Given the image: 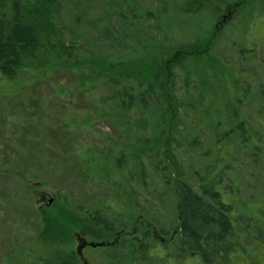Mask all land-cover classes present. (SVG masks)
<instances>
[{
	"label": "rangeland",
	"instance_id": "obj_1",
	"mask_svg": "<svg viewBox=\"0 0 264 264\" xmlns=\"http://www.w3.org/2000/svg\"><path fill=\"white\" fill-rule=\"evenodd\" d=\"M188 1L58 0L52 41L59 40L62 63L36 68L29 60L16 77L0 71V264H82L79 235L116 246L136 236L127 264H264V243L252 231L240 238L245 251L227 263L179 247V187L201 192L214 172L220 184L213 187L235 204L232 216L247 213L264 223V0H212L200 10L188 9ZM207 36L209 43L217 38L211 54V44L206 57L186 51L203 47L197 39ZM63 44L81 48L68 55ZM149 50L170 60L162 69L172 74L164 79L169 99L154 97L149 109L119 116L113 96L129 83H108L97 69ZM163 103L175 139L167 130L162 135L161 124L153 131L151 110ZM144 146L149 155L134 158ZM59 200L71 205L51 217L56 239L42 230L43 209L59 212ZM106 200L117 209L116 223ZM95 209L111 217L112 230L88 217L80 223L79 213ZM148 222L151 248L140 247ZM111 252L88 246L83 264H113Z\"/></svg>",
	"mask_w": 264,
	"mask_h": 264
},
{
	"label": "trees",
	"instance_id": "obj_2",
	"mask_svg": "<svg viewBox=\"0 0 264 264\" xmlns=\"http://www.w3.org/2000/svg\"><path fill=\"white\" fill-rule=\"evenodd\" d=\"M0 3L3 7L0 10V71L6 76L16 77L18 69L23 68L29 60L30 65L36 68L62 63L59 52L57 51L60 50V46L57 43L59 40H57L56 43L52 41L55 36L54 17L59 5L58 0H0ZM188 3V9L200 10L205 8L204 5L211 6L213 2L212 0H189ZM236 11L237 10L233 9L234 13ZM200 40L204 44L203 47L193 46L192 49L186 51H191L192 54L200 53L199 55L203 53L202 55L204 56L202 57H206L209 45L211 44V49L209 51L211 54V50L217 38H213L211 43H209V36L198 38L197 42ZM76 41L79 43L78 40ZM141 44L143 46V41H141ZM123 46L124 48L129 47L126 43H123ZM147 46L149 45H145L144 47L147 49ZM61 47L64 48V50L66 49V52L68 51V55L71 54V49L81 48L79 45L74 48L72 46L65 48L64 44ZM132 55L135 56V58L130 57ZM188 56L177 58L176 61L182 62L183 59H188ZM128 57L132 60L131 62L123 63L114 58L115 60L109 62L107 65L103 62V65L101 64L102 66L97 69L98 75L104 74L108 76V83L119 85L123 80L129 83L119 88L113 96L116 105V107L114 106L113 108L117 111L119 116L127 114L136 106L141 109H149L152 106L151 101L154 100V97L159 96L163 98V100L169 99L167 98V84L164 79H167L172 74L167 69H162L166 67L165 64L169 63L170 60L167 62L168 60L165 59V56H162V53L156 54L154 51L150 52V50L144 53L139 51L138 53L130 54ZM202 57H199L198 61L205 59ZM91 59L92 58H90V60ZM148 62H150L152 66L150 70L147 68V66H149V64H147ZM171 62L174 63L175 59L171 60ZM122 64L128 65L129 68L128 70L126 68L124 73L120 68ZM160 82H162V84ZM202 96L203 94L201 97ZM171 98L172 101L176 100L174 93ZM241 100L243 101V99H240V102H242ZM164 105L165 103L159 108L156 107L151 110L155 111L156 114L152 120L154 125H156L153 131L157 133L158 126L161 124L164 127L161 130L162 135H164L163 131L165 133L167 130L166 132L173 138V131L171 130V132H169L173 123H171V120H168V118H170L168 115L169 111L165 112L167 107L163 109ZM236 113H238V110H236ZM127 123L131 124L133 122L128 120ZM146 124L142 127L147 128ZM243 124H241L240 127H242ZM137 125L139 126V124ZM249 143L250 142H248V144ZM165 145L168 146L169 144L166 143ZM140 151L142 153L134 152V158L137 156L149 155L151 152L148 146L141 147ZM175 164L176 163H174V170ZM224 166L228 169L227 163H225ZM167 168L168 165L164 167V169ZM212 175L213 177L211 179H204L206 183L201 185V192L195 190L188 184H183L182 187H179L181 193V198L178 202L180 222L178 233L181 240L179 247L183 254H198L209 263H214L219 259H224L227 263V259L231 253L245 251L240 241L243 233L245 234V232L252 231L254 238L264 243V223L247 213L241 214V212L240 214L238 213L232 216L233 212L236 210L235 204L223 201V191L218 190L216 186L213 187L214 185L220 184V180L215 179V172ZM64 200H59V202L63 204V206H57L58 208L56 211L59 212L52 213L43 209V221L45 223L42 230L45 231V233L56 234L59 231V228L54 225V221L51 217L53 215L55 216L57 213H61L65 204H70L68 201ZM107 206L113 208L108 204ZM112 210H115V215H111V217H113L112 222L114 223L116 221L115 219H117L116 217L118 215L116 214L118 212L117 209L113 208ZM76 212L75 208L74 213ZM101 214L102 212L100 210L95 209L94 211H89L88 214L79 213L78 216L80 223H82V219L88 217V219L90 218L93 220L92 222L95 225L108 229V220L111 217L103 219ZM242 216L246 217V221L237 223ZM133 217L134 215L131 218L134 219ZM131 223H134V221L129 220L118 229L128 228ZM60 229L63 230V227H60ZM109 230H112V228H109ZM151 232V224L148 222V225H146L145 228L143 227L140 232L143 242L140 247L146 246L151 248V245L146 243V241L149 242L152 238ZM55 237L57 239L59 235L56 234ZM137 239L138 238L135 236L132 241H124L120 246H116L118 244L116 241H113L114 243L112 245L114 246L107 244L110 241H106L107 243L104 245L103 249L112 251L108 253V260L113 264L130 263L137 251ZM63 264L71 263L64 261Z\"/></svg>",
	"mask_w": 264,
	"mask_h": 264
},
{
	"label": "water",
	"instance_id": "obj_3",
	"mask_svg": "<svg viewBox=\"0 0 264 264\" xmlns=\"http://www.w3.org/2000/svg\"><path fill=\"white\" fill-rule=\"evenodd\" d=\"M52 201H53V199L50 200V202H52ZM80 241H81V243H80L79 246H78V252H79V254H80L81 256H83L82 249L85 247V245H86L87 242H86V239L81 238V237H80ZM91 245H93V246H97L98 244L95 243V242H92Z\"/></svg>",
	"mask_w": 264,
	"mask_h": 264
},
{
	"label": "flooded vegetation",
	"instance_id": "obj_4",
	"mask_svg": "<svg viewBox=\"0 0 264 264\" xmlns=\"http://www.w3.org/2000/svg\"><path fill=\"white\" fill-rule=\"evenodd\" d=\"M226 15H224V17H225ZM78 238V237H77ZM89 241V240H88ZM90 242V241H89ZM89 242L87 243V245H86V247H88V246H90V244H89ZM113 241H111L110 243H112ZM110 243H108V244H110ZM113 244V243H112ZM82 264H83V262H82Z\"/></svg>",
	"mask_w": 264,
	"mask_h": 264
}]
</instances>
